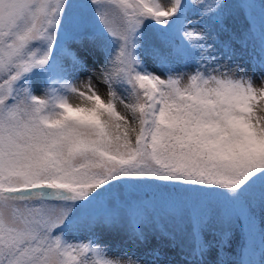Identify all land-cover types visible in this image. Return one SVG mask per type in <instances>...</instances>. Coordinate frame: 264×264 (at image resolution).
Segmentation results:
<instances>
[{
    "label": "snow or ice",
    "instance_id": "6c2138e0",
    "mask_svg": "<svg viewBox=\"0 0 264 264\" xmlns=\"http://www.w3.org/2000/svg\"><path fill=\"white\" fill-rule=\"evenodd\" d=\"M253 2L0 0V264H157L159 248L145 262L66 238L121 212L130 240L146 243L151 224L204 264L213 206L264 207V87L240 62L264 72V19L255 26L244 7ZM228 19L241 27L230 32ZM85 38L107 54V101L69 79V63L84 66L71 45Z\"/></svg>",
    "mask_w": 264,
    "mask_h": 264
},
{
    "label": "rangeland",
    "instance_id": "374dc122",
    "mask_svg": "<svg viewBox=\"0 0 264 264\" xmlns=\"http://www.w3.org/2000/svg\"><path fill=\"white\" fill-rule=\"evenodd\" d=\"M230 25L236 27L237 30L241 27L240 21L234 19H228L226 21V27L229 28ZM236 47L237 51H239V45H236ZM79 56L84 61V66L78 69L73 68L70 74V79H72L73 76L75 77L76 86L80 90H84L88 82H91L97 93L107 101L109 97V89L100 77V71L102 70L101 65L103 62L102 55L99 54V56H95L92 52L84 51L80 53ZM246 61L247 57L240 60V62L244 64L248 75L252 76L254 86L256 88L264 87V82H262L264 72L259 70V68L253 70V65L246 63ZM149 65L151 67L150 62ZM152 70L155 69L153 68ZM182 71L190 72L191 69H183ZM35 94L43 96L45 91L41 90V88H36ZM133 98L135 99L134 95ZM69 101L75 105L82 102L83 98L78 94H71L69 96ZM262 107H264V104H262ZM116 111L121 115H127L131 118L129 109L125 107V104L120 103L119 101L116 103ZM259 114L264 115V112ZM213 211H217L216 205L213 206ZM249 211L254 220L253 235L256 236V251L258 252L262 264H264V235H261L262 230H264V207H262L258 201H255L253 202L251 209L245 211L243 215L250 216ZM218 226V215H214L204 232V240L209 244L208 251L204 256V264H216L217 262L215 255L218 250V245L212 240V237L216 235V229ZM228 226L232 228L228 248L231 252L236 253L241 243V231L233 220H228ZM144 230L149 236L146 243L138 244L130 240L128 234V217L121 212L118 223L108 225L103 221H98L92 227L80 228L79 230L74 231L68 236V239L72 243H81L80 239L84 238L86 243L91 241L93 244L105 248L108 254L112 257L130 256L134 259L139 258L145 262H150L153 259L150 255V251L159 248L161 256L157 261V264H189V258L181 251V244L179 241L173 246L169 240L161 239L159 236L154 235L153 227L144 226ZM234 261L235 258L229 259L225 264H235Z\"/></svg>",
    "mask_w": 264,
    "mask_h": 264
},
{
    "label": "trees",
    "instance_id": "16d2710c",
    "mask_svg": "<svg viewBox=\"0 0 264 264\" xmlns=\"http://www.w3.org/2000/svg\"><path fill=\"white\" fill-rule=\"evenodd\" d=\"M245 11L249 15V18L251 19L253 17V10L255 14L254 18V24L255 26H259V24L262 22L261 14V3L259 0H256V2H253L251 5L245 4ZM241 25V22H240ZM230 32L237 31V28L233 25H230L228 28ZM229 33H222L221 39H227ZM71 48L73 51L77 52L78 54L87 51L92 52L95 56H99V54L102 55L103 62L101 65V68L103 69L105 66V61L107 54L97 47H95L90 40L85 38L79 43H74L71 45ZM73 70V67L69 63L67 65V72L70 76L71 72ZM70 79V77H69ZM38 84V85H37ZM33 89L41 88V90L46 91V86L41 80H35L32 84ZM118 94L122 96L125 100V103L131 104L135 102V99L133 98V95L130 91H125L123 88H117L116 89ZM110 99V96L108 97V100ZM118 102V101H117ZM84 101L78 103L83 104ZM76 105V104H75ZM140 195H142L146 200L153 199L156 195L155 190L152 189H145L142 190ZM217 211H213V207L211 209L212 215H218L219 218V226L217 227L216 235H214L211 239L217 243L218 250L216 251L215 258H217L216 264H225L227 260L235 258L234 263L235 264H249V261H254V264H262L261 259L258 256V252L256 251V236L253 235V233L250 235V216L245 215L243 216V213L238 208H234L225 204H218L216 205ZM102 214L101 210H95V215L100 216ZM228 220H233L236 222L237 226L239 227L241 231V243L239 248L237 249L236 253L231 252V250L228 248L230 243V234H231V227L228 226ZM252 224L254 223L253 218L251 217ZM162 225L164 224V221L160 222ZM144 226L153 227L151 224H146ZM227 234L225 237L224 234ZM68 239V237H66ZM222 238L226 241L222 243ZM247 240L249 247L245 248V241ZM69 241V239H68ZM71 242V241H69ZM81 243H86V240L84 238L80 239ZM243 253V255H241Z\"/></svg>",
    "mask_w": 264,
    "mask_h": 264
}]
</instances>
